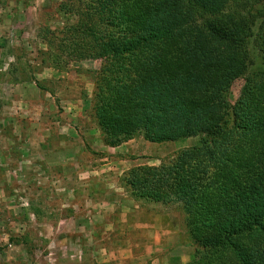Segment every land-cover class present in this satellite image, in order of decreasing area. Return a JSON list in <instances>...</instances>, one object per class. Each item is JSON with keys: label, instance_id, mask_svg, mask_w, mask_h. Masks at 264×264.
<instances>
[{"label": "trees", "instance_id": "obj_1", "mask_svg": "<svg viewBox=\"0 0 264 264\" xmlns=\"http://www.w3.org/2000/svg\"><path fill=\"white\" fill-rule=\"evenodd\" d=\"M77 10L69 61L101 62L91 111L103 143L198 138L122 186L177 206L188 264H264V0H81Z\"/></svg>", "mask_w": 264, "mask_h": 264}, {"label": "rangeland", "instance_id": "obj_2", "mask_svg": "<svg viewBox=\"0 0 264 264\" xmlns=\"http://www.w3.org/2000/svg\"><path fill=\"white\" fill-rule=\"evenodd\" d=\"M79 1L81 0H0V264H68L69 254L75 253L77 248L73 245L68 247L66 244L62 246L57 237L68 230V222H62L65 218L74 212L82 211L80 213L84 214L81 203L90 193L77 189L80 183L75 181L76 177L72 173L58 180L61 177L57 169L52 179L57 188L49 187L44 177L35 176L30 172L27 158H30L35 150L33 147H36L30 144L29 123H35L39 118L44 125L49 119L66 122V115L75 116V122L86 132L92 128L100 131L91 105L96 93V82L101 79L98 72L101 62L91 59L69 61L71 54L80 53L78 47L69 46L66 42L67 29L77 23ZM254 63L256 66L259 64L258 55L255 56ZM20 76L27 82V86L22 90L30 102L25 105L20 104L23 98L17 94L20 88L8 84H17L13 82H18ZM243 83V78L233 82L228 94L232 105L239 97ZM91 88L89 109L85 107L81 112L82 116L76 117L79 100L85 96L86 89ZM39 89L48 91L51 95L40 96L41 93L44 94ZM39 98L44 104L45 99L51 102L48 103L51 109L48 108L47 114H43L44 106L42 111L39 105L37 107L36 101ZM58 140L54 132L52 149L58 147ZM131 140L128 144L130 148L122 152L131 161V165L126 166L128 170L121 177L138 166L158 167L166 160L172 159L179 150L198 143V138L169 143H150L140 136ZM100 154L90 149V153L87 152L84 156L87 159H98L96 155ZM21 160L24 161V173L19 170L18 163ZM99 164L98 160L87 163L80 158L69 164V167L89 170ZM121 167L120 165L119 168ZM105 173L107 176L108 172ZM103 179H100L102 181L99 184L113 181L111 176ZM122 184L120 181L119 185ZM59 185L63 186L62 189ZM97 185L96 194L104 195L101 186ZM123 189L127 191L125 187ZM66 200L73 201L80 207L73 209L61 206ZM141 202L145 204V209L138 210L139 212L133 215V220H139L142 216L148 221L154 216L161 217L167 219V227L175 224V221H180V214L175 210L176 205L153 203L149 200ZM118 209L116 216L123 214L120 207ZM120 218L123 219L124 216ZM119 228L116 233H121L120 238L129 237L133 240L124 225ZM177 230L179 231L178 227ZM184 234L182 242L189 245L187 235L185 232ZM72 238H75V243L79 241L76 235ZM134 239L140 241L138 237ZM123 241L116 239L112 242L114 248L124 247ZM80 242L86 241L83 238ZM191 254L193 260V250ZM80 257L85 264H92L88 255L82 254ZM77 260L78 258L73 257L70 264H76ZM117 264L122 263L117 261Z\"/></svg>", "mask_w": 264, "mask_h": 264}, {"label": "crops", "instance_id": "obj_3", "mask_svg": "<svg viewBox=\"0 0 264 264\" xmlns=\"http://www.w3.org/2000/svg\"><path fill=\"white\" fill-rule=\"evenodd\" d=\"M18 80V82H13L17 84H12L11 82L8 84L16 88L19 87L21 91L17 88V94L18 96L22 95L23 98L22 100L20 99V104H28L27 95L24 96V91L22 90L27 86V82L22 80L21 76ZM39 91H43L44 94L41 95V93L40 96L47 97L51 95L48 91L42 89H39ZM91 95L92 88L86 89L85 96L79 100V111H77L76 117L82 116L81 112L85 107L89 109ZM44 102L45 104L42 100L40 101V98L36 101L40 110L43 106L45 107L44 113H42L47 114L48 108L51 109V102H48L47 99ZM48 103L50 104L48 105ZM39 117H41V113ZM74 117L66 115L68 119L66 122L51 121L49 119L50 121H46L44 125L40 118L35 123L31 121L29 123L30 144L36 147H33L35 150L30 158H27L30 163V172L35 176L44 177L49 187L55 186L57 188L55 184L53 185L52 180L54 171L57 169L56 171L61 177L58 180L72 173L76 177L75 181L80 183L77 189L90 193L81 203L83 204L81 208L84 209V214L80 213L82 211L74 212L71 216L69 215L68 218H65L62 222H68V230L57 237V239L61 240L62 246L66 244L68 247L71 245L77 247L75 253L69 254L68 264L73 261V257L78 258L77 262L74 261L76 264H85L80 257L82 254L88 255L92 260V264H117V261L122 264H188L192 257V248L183 244V235L176 221L175 224L167 227L165 225L167 219L161 217L154 216L149 221L145 220L144 216L139 220L132 219L133 215L139 212L138 210L142 211L145 209V204L133 198L128 191L123 189L122 185H119L121 175L128 170L126 166L131 165V161L122 152L127 151L126 148H130L128 144L132 140L117 147L106 146L103 143L100 131L92 128L86 132L85 129H82L75 122ZM54 132L59 139L56 143L58 146L56 149L51 147L53 145ZM89 147L97 154L101 153L96 155L99 157L98 159H87L84 156L85 153H90ZM80 158L87 163L98 160L100 164L98 167L89 168V170L69 167V164H73L74 160H79ZM23 163L24 161L22 160L18 163L21 173H24L22 172L25 168ZM118 165L122 167L119 168ZM105 172H108L107 176H105ZM96 176L98 179H96ZM102 176H111L113 181H110V183L108 180L107 183L99 184L104 180ZM101 178L102 180L100 181ZM63 179L65 180V178ZM96 185L101 186L104 195L96 194ZM58 187L62 189L63 186L59 185ZM61 206L73 209L80 207L77 203L67 200L65 203L62 202ZM118 207L123 213L120 214V216H124L123 219L119 215H115V212L119 210ZM118 224L121 225L119 226ZM123 225L126 227L127 234L129 233L133 240L129 237L127 239H123L124 237L120 238L121 233H116L118 228L123 227ZM73 235H76L79 240L76 241L77 244L75 243V238L72 240ZM134 237H138L140 241H135ZM83 238L86 241L85 243L80 242ZM116 239L124 240V247L115 249V245L112 242Z\"/></svg>", "mask_w": 264, "mask_h": 264}]
</instances>
